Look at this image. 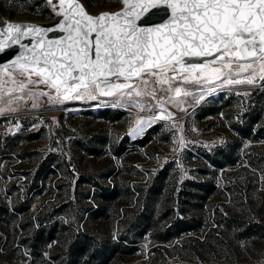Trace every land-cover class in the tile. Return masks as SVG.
<instances>
[{
    "label": "rangeland",
    "instance_id": "1",
    "mask_svg": "<svg viewBox=\"0 0 264 264\" xmlns=\"http://www.w3.org/2000/svg\"><path fill=\"white\" fill-rule=\"evenodd\" d=\"M80 1L91 12L121 4ZM53 17L46 0H0V22ZM262 84H209L139 135L157 109L16 101L0 114V264L264 261V238H239L264 225ZM176 219L190 228L169 239Z\"/></svg>",
    "mask_w": 264,
    "mask_h": 264
},
{
    "label": "snow or ice",
    "instance_id": "2",
    "mask_svg": "<svg viewBox=\"0 0 264 264\" xmlns=\"http://www.w3.org/2000/svg\"><path fill=\"white\" fill-rule=\"evenodd\" d=\"M119 2V11L92 15L80 0H46L62 17L54 27L6 22L0 53L22 51L0 66V114L19 100L36 108L41 98L60 106L106 97L112 106L157 109L137 121L139 135L141 125L175 119L168 105L185 111L182 98L204 99L195 92L209 84L264 81V0Z\"/></svg>",
    "mask_w": 264,
    "mask_h": 264
},
{
    "label": "water",
    "instance_id": "3",
    "mask_svg": "<svg viewBox=\"0 0 264 264\" xmlns=\"http://www.w3.org/2000/svg\"><path fill=\"white\" fill-rule=\"evenodd\" d=\"M82 4V2L80 1ZM83 5V4H82ZM84 6V5H83ZM122 5L120 4L118 7H115L113 9H102L97 12H91L85 9L92 15H98L101 12H115L119 11L121 9ZM62 17L56 16L48 20H29V19H11L7 18L4 21L0 22V29H3L6 27V22H11L13 24H31V25H37L45 28L54 27L55 25L60 23V20ZM59 35H61L58 32L55 33H49V38H57ZM29 40H24L23 43H29ZM19 51H22V49L19 48L18 45H13L11 48H5V50L0 53V66L10 64V62L15 58V56L19 53Z\"/></svg>",
    "mask_w": 264,
    "mask_h": 264
},
{
    "label": "trees",
    "instance_id": "4",
    "mask_svg": "<svg viewBox=\"0 0 264 264\" xmlns=\"http://www.w3.org/2000/svg\"><path fill=\"white\" fill-rule=\"evenodd\" d=\"M264 132V131H263ZM228 224L231 226L232 223L228 222ZM227 225V224H226ZM190 228V220L186 219H176L171 225L168 226L167 232L169 233V239L175 238L181 235L182 232H185ZM198 228V227H196ZM195 228V229H196ZM243 231L240 233L239 238L244 239L248 238L250 235H257L259 238H264V225L259 224V223H250L249 225L243 226ZM146 229V226L142 228V231ZM219 234V233H218ZM215 235V236H218ZM168 238H163V240H166ZM79 247L74 251L77 253L78 257H81L83 254V251H81L83 246L78 245ZM223 264H238L237 261H233L232 263H223ZM249 264H264V261H261L259 263H249Z\"/></svg>",
    "mask_w": 264,
    "mask_h": 264
},
{
    "label": "built area",
    "instance_id": "5",
    "mask_svg": "<svg viewBox=\"0 0 264 264\" xmlns=\"http://www.w3.org/2000/svg\"><path fill=\"white\" fill-rule=\"evenodd\" d=\"M214 234H215V235H217V234H218V232H215Z\"/></svg>",
    "mask_w": 264,
    "mask_h": 264
}]
</instances>
